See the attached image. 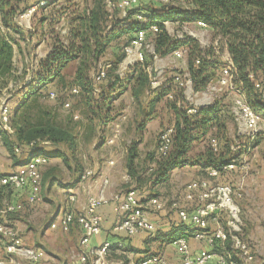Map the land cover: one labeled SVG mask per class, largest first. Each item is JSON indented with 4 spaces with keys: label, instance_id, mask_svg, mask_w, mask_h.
<instances>
[{
    "label": "trees",
    "instance_id": "1",
    "mask_svg": "<svg viewBox=\"0 0 264 264\" xmlns=\"http://www.w3.org/2000/svg\"><path fill=\"white\" fill-rule=\"evenodd\" d=\"M19 1L0 0V24L4 28V31L0 29V91L14 78L16 81L19 79V74L14 71L13 63V45L18 46V40L15 41L13 37L17 34L20 36L19 39H24L22 38L24 30L19 28L14 20L16 15L20 13L16 5V2L19 4ZM108 1L115 3L121 0ZM185 1L189 7L187 10L180 11L174 7L164 8V6H167V4H164L162 8H158L156 11L147 12L141 8V2L138 0L136 5L126 10V15L122 19H114V28L106 30L105 11L109 10L107 0H98V3L94 4L84 18L78 19L79 27L71 30L69 43L54 41L50 53L39 62V73L36 78L38 86L32 93L24 92L21 102L14 110L17 115H22V121L14 123L13 127L11 116L10 125L13 132L10 134L0 133L3 145L10 153V157L16 158L23 154H16L14 151L15 146L26 147L30 143L41 141H48L50 146L55 147L63 145L71 152L74 150V137L70 129L49 120L47 112L44 114L47 117L39 118L40 120L36 123L29 122L27 118L30 99L36 95H43V92L50 85L55 83L64 84L66 81L64 71L72 64H76V68L70 83H68V85L70 84L69 92L73 88L78 89V94L73 96H79L80 101L93 116L88 118L92 124L91 129L94 128V123L105 125L109 119L107 115L115 98L103 97L99 102L95 99L94 91L98 84H94L92 77L99 64H102L98 61L109 47L112 45L119 46L111 62L112 72L116 71L118 65L124 59V47L141 30L146 31L147 39L149 38V41L153 43L154 52L159 57L173 53L179 48L185 49L186 72L192 81V91L195 93L204 91L220 69V64L215 56L216 52L213 47L207 50L201 49L189 37H183L180 40L172 38L165 26V23L171 21L180 22L181 24L202 22L207 28L211 29L216 35L217 43L222 46L228 55L233 86L241 90L251 109L264 120V95L261 90L256 89L254 86L256 82L264 83V0ZM46 7H39L38 9L44 10ZM112 11L119 13L116 9ZM137 14L147 17L148 22L145 24L137 22L135 20ZM128 21L127 26L119 27L123 22ZM151 25L157 27L158 32L156 34H151L148 31ZM122 41L124 43L119 45ZM152 62V57L146 54L143 63L134 64L129 68L128 78H119L116 74L113 82L111 84L109 82V88L117 86L120 91H123L130 80H134L137 83L132 93L136 99L144 89L148 93H154L156 98L166 97V106L173 112V124L167 127L173 128V134L169 153L162 157L156 151V155L150 158L155 165V169L152 170L150 176L153 175L155 179L153 184H157L159 181L167 180L168 171L189 160L187 154L191 151L194 143L205 141L213 135L222 138L221 133L225 129L224 118H228V116L217 102L208 106H190L186 101L183 89L179 88L174 82L175 75L183 74V72H176L165 83L157 88H152L151 78L144 72V69L150 67ZM95 67L97 69L92 73ZM109 73L112 74L111 71ZM109 73H107L105 80L110 76ZM117 77L120 80H117ZM62 87H64L63 90L66 86L62 85ZM98 89L101 94L102 87L99 86ZM69 92L68 95L72 96ZM49 93V90L46 91V96ZM191 109L194 112H189ZM220 138H214L219 143L218 152H213L210 147L206 146L203 155L193 162L198 161L204 164L203 167L214 169H220L228 164L221 156L223 153L222 147L227 144L226 141L224 142ZM101 139L104 141L103 136H101ZM136 147V144L133 143L129 148L126 171L140 186L142 178L136 174L133 167ZM35 152L43 153L44 151L43 148H38ZM10 194L11 190L0 192V207ZM153 195L150 194L149 197H155ZM177 228H179L178 231L182 232L186 230L183 224H180ZM181 235L175 238L169 237L168 242L173 243L177 238L182 237ZM225 247L230 251L228 243L225 244ZM153 255L157 254H145L143 258ZM231 256L234 257L233 254Z\"/></svg>",
    "mask_w": 264,
    "mask_h": 264
},
{
    "label": "rangeland",
    "instance_id": "2",
    "mask_svg": "<svg viewBox=\"0 0 264 264\" xmlns=\"http://www.w3.org/2000/svg\"><path fill=\"white\" fill-rule=\"evenodd\" d=\"M96 2L98 3V0H54L51 1L48 7H46L44 10H40L37 8L38 10L34 14H32L27 20L22 21L19 18L20 15L25 13L33 5L29 6L31 2H29L28 0H20L19 4L18 2H16L20 13L16 15L15 19L17 23H21L20 25L22 26V28H26V30L29 32L23 31L22 38L24 39H19L20 36L17 34L13 38H15V40H18V45L23 48L21 55H23L26 60L23 57L21 60L19 57L15 58L14 71L19 74V79L16 81V79L14 78L12 82H10L0 91V105L2 104V102H5L9 106L11 110L13 127L14 123L22 121V115H17L16 111H14L16 109V106L21 101V95L24 94V92H34L36 87L38 86V83L36 82L37 74L39 73V63L37 61L40 60L39 57H37L38 54L43 55L47 50H51L54 41H58V43L61 42L68 44L71 36V30L73 28L77 29V27H79L78 19L84 18L85 14L89 10H91V8H93ZM140 2L141 8L143 10H146L147 12L156 11L158 10V8H162L164 6V4L158 1L154 2L153 0H140ZM115 3L117 4L118 2ZM152 3H154L155 5ZM166 7H174L175 9L180 11L189 9L188 4L185 0H171V2L167 4V6H164V8ZM117 10L118 9H116V11ZM118 12L119 13H115L108 9L107 11H105L106 30L114 28V19H122L123 16L121 14V11L118 10ZM128 24L129 21L123 22V24L119 25V27H122V25L127 26ZM167 32L172 38H175L176 40H180L183 37H189L193 39L201 49L207 50L210 47H213L214 51L216 52L215 56L220 64V69L216 73V77L210 81L207 88L202 92L195 93L192 91V88L191 90H186V96L188 100L187 103L191 106H193V104L205 106L217 102L220 104L222 110L227 113L228 118H224L223 123L225 129L223 130V133H221V136L223 137L220 138L219 136L213 135L209 138H220L222 139V141H226L225 143L227 145L222 147L223 153L221 156L223 157L225 162L233 163L239 168H237L235 171H232V173L225 172L221 175V177L223 178L222 180L226 181L225 183H228L235 189V192L237 194L234 197V201L239 209V218L241 220V235L250 247V251L253 257L252 264H264V132L250 136L245 131L240 130L235 119L231 117V111L233 109L234 101L238 97L245 99L246 102L247 100L243 93H241V90L237 87H234L232 82L231 85L233 86V89L232 87H221L217 84V79L220 76V70H223L229 66V59L226 51L222 48L221 45L217 43L216 35L211 31V29L207 27L200 28L193 23L181 24L180 22L171 21L167 23ZM27 40H29V47H31L32 50L28 48ZM123 43L124 41H122V43H119V45H122ZM118 48L119 46L117 45H112L111 47H109L106 53L99 59L98 62L102 63L103 65L99 64L98 68L103 67L107 70V73L111 71V73L113 74V67L111 62L113 61L114 55L116 54V50ZM178 51H181L185 55V49L179 48ZM30 59L32 60V63L30 62ZM176 64V60L172 57H168L167 61L164 59L161 60V58H159V61L154 64V67L157 68V71L161 72L160 75L157 76L161 83L164 82L166 71H171V69L169 68L176 66ZM75 68L76 64H72L67 69H65L64 76L66 81L64 84L55 83L47 88L46 91H56H54L56 94V97L54 99L50 98L49 95L46 96V91L43 92L44 96L42 94L36 95L30 99L27 112V118L29 122L36 123L38 120H40L39 118H42L44 116L47 117L46 115H44L47 112L49 120H52L61 125L63 124L65 127H71L73 131L76 130V122H73L71 115L77 114L80 118V109L82 108V104L80 101H78V96L68 95L70 88V84L68 85V83H70L73 77ZM96 69L97 68L95 67L92 73H94ZM112 74H110L107 80H105L101 84H98L96 87H102L106 85V83L110 82V80L113 79ZM62 85L66 86L63 90L62 88L64 87H62ZM63 99L66 100L63 101ZM67 101H69L71 105L69 110H65L62 107L64 102ZM171 121V116L167 115L164 118L160 119L161 125L158 124L159 126L155 125L154 127L150 126L147 128V130L143 134V143L138 148L141 159H139V165L137 166V168L139 169L137 171L139 172V176L142 178V181L140 183V186H138L137 183L133 180V177H131L130 181L125 182L123 180V177L128 174L124 173L125 175H122V181L124 182L122 184L123 193L129 190H137L143 188L146 190L139 191H141L143 194H146L144 196L145 198H149L148 191H150V193H154L153 196L159 198L162 201L168 202V197L170 196V194L168 193L174 190L176 188V185L180 188L184 183L188 181L190 182V180L196 178L193 174V169L191 172H188L189 170L187 171V169L184 171L175 170L169 176L168 181L163 180L164 182L167 181V183L164 184L163 181H159L158 183L162 184L154 185L153 180L155 179L153 178V175L150 176L151 171H149V167H144L143 162L145 160V153L153 152L154 155H156L158 135L161 130L165 129L171 124ZM124 133L122 134L120 142H118L119 144L114 143V145L112 144V146H110L111 148H114V151L111 149L112 154L115 152L120 153V151L124 149L128 141L129 142L127 143V145L129 146L131 142L135 140V135L131 132ZM108 134L110 133L108 132ZM0 139L2 140V138ZM117 144L119 145L118 147L116 146ZM207 145L208 143L206 142L205 148ZM192 146V150L190 151L191 157H188L189 163L193 162L194 159L198 157L197 155L201 154L202 151L204 152L205 150L203 145L199 146V144H194ZM229 146H233V149ZM6 152H8V150H6ZM8 154L10 155L9 152ZM102 155L105 157L104 153ZM26 160L27 158L24 159V161ZM48 164L41 170L40 192H42L44 185L46 183H49L50 176L54 175L58 178V180H53L56 182L53 192H57L62 188L61 181L67 179L68 172L66 171V168L64 169V167H61L63 168V171L65 173L62 170H55L49 176H45L46 173L51 172L48 171L49 169H47ZM53 164H62V159L58 158V160L53 162ZM208 168L210 169V167ZM222 180H220V182H222ZM12 193L13 192H11V194ZM53 199L54 201H57V199ZM18 203L22 205H20L21 209L13 214L1 216V224L3 223L8 227L17 229L16 226L13 225V223L17 224L18 222L19 224L21 222H27V219L31 217L30 216L28 218V215H32L26 213L28 208L26 206L29 205L28 203H25L23 201H19ZM55 210L56 209L54 207L48 210L46 207V209L44 208L42 211H40L39 214L38 211L34 212V214L32 215L34 217L30 219L32 223L31 225L33 226V229H35L33 235H27L24 232L17 230L25 243L33 245L30 247H41L40 249H43L46 253V258L37 264H61L60 259L54 256L56 252V246L60 242L59 234L52 232L51 234L46 235V239L50 240V246H52V248L48 246L49 249H45L44 246L36 245L39 243V240H41L38 235L39 227L47 217L46 220L48 221V223L46 224L45 222L43 224L44 226L46 225V227L43 228V230H45L43 232H46V229L49 227V223L53 219V216H49L51 212H55ZM61 215L62 213H60V216ZM0 256L3 260H6L2 242H0ZM249 262L243 264H250ZM21 264L30 263L21 262ZM64 264H66V262Z\"/></svg>",
    "mask_w": 264,
    "mask_h": 264
},
{
    "label": "built area",
    "instance_id": "3",
    "mask_svg": "<svg viewBox=\"0 0 264 264\" xmlns=\"http://www.w3.org/2000/svg\"><path fill=\"white\" fill-rule=\"evenodd\" d=\"M51 0H39L36 5L31 6L25 13L20 15V20H27L37 8L46 7ZM138 0H121L120 2L111 3L107 0V7L110 11L118 9L122 16L126 15V10L137 4ZM162 4H168L171 0H156ZM135 20L141 24L148 22V19L141 14L135 15ZM21 24V23H20ZM196 26L206 28L202 22H197ZM148 31L151 34H156L158 29L155 25H151ZM124 59L118 65L116 74L119 78L125 77L129 68L137 63H143L145 55L152 57L153 65L149 71L151 78V87L157 88L162 83L157 76L160 71L154 67V64L159 61V56L154 52L153 43L147 39L146 31H139L133 39L124 47ZM173 55L176 58L182 57V52L175 51ZM107 70L99 67L92 79L94 84H100L105 80ZM174 82L179 88H182L186 96V90H191L192 81L189 74L183 73L175 75ZM217 84L221 87L233 89L231 85L230 67L221 70L220 76L217 79ZM255 88L262 91L264 95V83L256 82ZM70 95H77L78 89L73 88L69 92ZM50 98H55L54 92L49 93ZM186 101L187 96L185 97ZM69 101L64 102L63 108L70 109ZM191 106V105H190ZM194 107V104H193ZM189 112H194L191 109ZM231 114L240 130L245 131L252 136L264 132V120L257 115L245 99L238 97L234 101ZM77 118L76 115L73 116ZM11 110L9 106L2 102L0 105V133H12L10 125ZM173 128L166 127L161 130L158 135L157 153L159 156L165 157L171 148ZM120 135V129L113 130V135L107 140L108 144H114L117 137ZM50 146L48 141L39 143H30L26 147L15 146L16 154L26 153L29 155L27 160L15 172L9 174H0V192L11 191H26L27 202L32 204L38 200L41 191V170L48 164V157L42 153H36L38 148ZM209 147L213 152H218L219 143L212 138L209 141ZM233 147V146H232ZM231 147V148H232ZM233 149V148H232ZM113 164V162H109ZM238 167L233 163H228L220 169L210 168L207 172V179L193 180L188 182L182 192V200L188 203H195L192 211H187L179 206V201H175L172 207L176 209L178 219L183 224L192 225L195 228L193 238L197 241L204 242L206 249L200 250L196 255L192 256L189 253L188 244L185 238H177L172 244L177 248L182 256V264H207L212 259L217 260V264H243L252 260V254L248 243L241 235V220L239 218V209L235 203V189L229 184L213 183L212 179H218L222 173L235 171ZM239 169V168H238ZM94 175L92 169L85 170L80 179L86 180ZM130 177L125 175L123 180L130 181ZM108 185V180L105 178L102 182V187L98 195H87L83 213L77 218L82 234L78 245L79 250L75 256L77 264H106L105 256L110 250V243L105 242L97 248H90V239L98 235L101 231L102 218L98 214V210L106 205H112L113 212L116 216V221L113 227L115 232L124 233L127 237L135 236L141 232L151 233L154 231V225L149 218L151 212H159L164 210L165 203L157 197H149L139 199L136 192L133 190L126 191L122 196L116 195L112 198L104 196V188ZM76 201L74 194L67 196L68 205H72ZM21 206H16L12 203H4L0 208V217L10 213H15ZM224 217V222L220 219ZM74 216L71 210L64 212L60 222V227L64 230L73 222ZM214 223V228L209 229V222ZM50 228H55L56 224L49 223ZM0 242L3 244L6 260L0 256V264H21L27 262L37 264L46 258V253L38 247H30L24 244L19 232L5 224L0 223ZM229 244L230 251L234 255L222 256L217 253V249L225 247ZM139 264H168L162 257L153 255L143 258Z\"/></svg>",
    "mask_w": 264,
    "mask_h": 264
},
{
    "label": "crops",
    "instance_id": "4",
    "mask_svg": "<svg viewBox=\"0 0 264 264\" xmlns=\"http://www.w3.org/2000/svg\"><path fill=\"white\" fill-rule=\"evenodd\" d=\"M28 1L31 2L29 6L34 5L37 2V0ZM14 20L19 28H21L22 30L24 29L25 32L27 31L26 28H22L19 22L17 23L16 19ZM167 23H165L166 29ZM123 26L126 25H122V27ZM0 29L4 31V28L1 26V24ZM27 42L28 48L32 50L31 47H29V40H27ZM22 51L23 48L21 46L13 45V63L16 57H19L20 60L22 59V57L24 58V56L21 55ZM50 51L51 50H47L43 55L38 54L37 57H39L40 60L37 62L39 63L41 60H43L50 53ZM168 57H172L173 59H175L177 64L176 66L169 68L171 69V71H166V77L164 78L163 83L170 79L176 72L186 73L187 70V62L184 54L181 58H176L173 53H169L168 55L159 58H161V60L164 59L167 61ZM30 62L32 63L31 59ZM152 65L144 69V72H146L149 76V71L152 69ZM112 76L113 79L110 80V84L116 78V71L113 72ZM125 77L128 78V72L126 73ZM117 80L120 79H118L117 77ZM136 83L137 82H135L134 80H130V83L123 91H120L117 86L110 89L109 82L106 83V85L102 86L101 94L98 88L95 89L94 96L98 102L103 97H108L109 99L115 98L111 104L110 111L107 115L109 118L107 123L105 125H100L101 123L96 125V123H94L93 126L95 129H91L92 124L88 119L90 116H93L90 114L89 110L84 106V104L80 101L81 98L78 96V101H80L82 104V108L80 109V118L76 114L77 118L74 119L73 116L75 114H72L71 118L73 122H76V130L73 131L71 127H68L74 137V150L71 152L63 145L57 147H43L44 152L42 154H47L46 156L48 157L49 163L47 169H49L48 171H51L46 173L45 176H49L55 170L63 171V168L61 167H64V169L66 168V171L68 172L67 179L61 181L62 188L59 191L53 192V190L55 189L54 186L56 184V182L53 180H58V178L54 175L50 176L49 183H46L44 185V188L42 192H40L41 194L39 195L38 200L34 203L30 204L27 202L28 195L26 191H11L13 193L10 194L7 199L5 198L8 202H6L5 200L3 202V204L12 203L16 206L21 205L18 203L19 201L28 203L29 206H26L28 207L26 213L32 215L36 211H38L39 214L40 211H42L44 208L46 209V207L47 210L53 207L56 209L55 212H51V214L49 213V217L53 216L51 222L55 223L56 227H48L46 229V232L44 233L43 231L45 230H43V228H45L46 225L44 226L43 224L45 222L46 224L48 223L46 217L41 226L39 227L38 235L41 240H39V243L36 245L44 246L45 249H49L48 246L52 248V246H50V240L46 239V235L51 234L52 232L59 234L60 242L56 246V252L54 256L60 259L61 264H64L65 262L66 264H77V262L75 261V257L72 258V256H75L79 250L78 242L82 234L77 218L83 213L87 195H98L100 193L103 180L107 178L108 185L104 188V196L109 199L116 195L122 196V184L124 183L122 181V175H125L124 173H127L126 164L131 144L134 143L137 146L136 157L134 158L133 167L136 174L139 176V172L137 171L139 168H137V166L139 165V159H141V155L139 153L138 148L143 143V134L145 133L148 127H154L158 124L161 125L160 119L164 118L167 115L171 116L173 120V112L166 106V97L160 99L156 98V95L154 93H148V91L144 89L143 92L138 96V99H136L132 93V90L136 86ZM51 91L55 90H50V92ZM168 98H170V96H168ZM65 100L66 99H64V101ZM194 106L200 105L194 104ZM172 124L173 122L171 121L170 125ZM61 126L64 127L63 124ZM116 128L120 129V135L115 140V144L120 142L122 134L124 132H131L132 134H134L135 140H133L129 146L127 145V143L129 142L128 141L124 149L121 150L120 153L115 152L112 154L111 149L114 151V148L110 147L112 146V144H108L107 140L112 137L113 130ZM108 132L110 134H108ZM101 136H103L104 141L101 139ZM209 140L210 138H207L205 141H201L194 144H199V146L203 145L205 149L206 142L208 143L207 146L209 147ZM118 144L116 145L117 147L119 146ZM103 153L105 154V157L102 155ZM203 153L204 152L202 151L201 154L197 155V158L201 157ZM190 155L191 154L189 152L187 154V157H191ZM153 156V152L145 153V160L143 162L144 167H149V171L151 172L153 169H155L154 163L150 160V158H152ZM28 157V154L23 153L16 158H11L8 152H6V149L3 145V141L0 139V174H9L17 171L19 167L25 162L24 159ZM58 158L62 159V164H53V162L57 161ZM110 161L113 162V164H110ZM188 161L189 160L184 162L182 165H178L172 170L168 171L167 181L173 171H184L186 169L187 171L189 170L188 172H191L192 169L194 170L193 174L196 178L190 181L207 179V172L209 170L208 167H203L204 164L198 161L190 163ZM87 169H92L94 171V175L91 178L82 181L80 179V176ZM222 179V177L218 179H212V182L219 184H228L225 183L226 181ZM220 180H222V182H220ZM167 181L164 182V184L167 183ZM188 182L184 183L180 188L176 185V188L174 190H170L171 192L168 193L170 194V196L168 197V202L163 201L165 203L164 210L159 212H151L149 214V218L154 225V231L151 233L141 232L139 234H136L135 236L127 237L124 233L115 232L113 230V227L116 221V216L113 212L112 205L110 204L101 207L98 210V214L102 218L101 231L98 235H95L90 239V248H97L103 243L109 242L111 250H109L107 255L105 256L106 264H139L145 254H157L158 256L166 260L168 264H182L181 254L172 243L168 242L169 237L175 238L177 236H180V234H182V237L180 238H185L187 241L190 255L194 256L200 250L206 249L207 246L204 244V242L197 241L193 238L195 228L192 225L181 223L178 219L176 209L172 207V204L175 201H179V206L185 208V210L189 212L192 211L195 207V203L185 202L181 198L183 188ZM157 184L160 185L162 183ZM139 190L142 191L146 189L142 188L133 190L136 192V196L139 199H144V196L146 194H143ZM148 193L150 195L153 192L150 193V191H148ZM69 194H74L76 197V201L72 205H68L67 203V196ZM53 198L57 199V201H54ZM67 210H71L75 220H73V222L68 225L67 229L64 230L60 227V222L64 215V212ZM60 213H62L61 216ZM32 215H28V218L30 216L31 217L27 219V222H21L19 224L18 222L17 224L13 223V225L17 228L16 230L22 231L27 235H33L35 229H33V226L31 225L32 223L30 221V219L34 217ZM220 221L221 223H223L224 217H221ZM180 224H183V227H186V230H184L183 232L178 231L179 228H177V226H179ZM213 228L214 223L210 221L209 229ZM24 244L27 246H33L32 244L25 242ZM216 251L222 256L232 255V253L228 249H226V247H220ZM249 263L252 264V260H250ZM207 264H217V260L212 259L208 261Z\"/></svg>",
    "mask_w": 264,
    "mask_h": 264
}]
</instances>
